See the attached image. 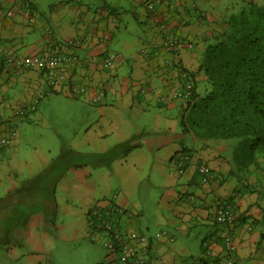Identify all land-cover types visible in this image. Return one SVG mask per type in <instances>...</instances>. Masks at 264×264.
<instances>
[{
  "label": "crops",
  "instance_id": "0c3cea01",
  "mask_svg": "<svg viewBox=\"0 0 264 264\" xmlns=\"http://www.w3.org/2000/svg\"><path fill=\"white\" fill-rule=\"evenodd\" d=\"M20 1L26 3L25 9L17 8ZM114 1L117 0H104L101 8L90 15L84 29H74L73 26V33L76 31L79 35L82 32L89 35L84 44L81 41L73 50L78 56L81 55L79 58L85 59H80L78 65L69 69V79L64 86L49 93L42 67L20 75L12 72L7 74L3 71L5 57L24 59L46 53L51 42L63 44L71 39L64 33L72 27V23H66L64 8L82 12L85 15L82 18H87L91 9L79 5L65 6L62 4L64 1L59 0L58 9L61 11H53L50 17L39 13L37 6L27 0H0V137H9L12 131L17 132L13 128V122H34L40 104L55 103L64 96L69 100L68 106L83 104L88 105V109L83 117L86 124L82 130L71 135L72 139L69 141H62V154L99 157V162L92 161L96 163L95 167L99 172H109L105 174L107 178L104 183L100 178V183L96 182L94 186L91 185V169L84 164L65 168L58 178L45 182L43 177L55 170L57 164H61L53 160L52 152L35 156L37 161L45 162L41 165L34 160L32 163L30 160L19 161L17 150H10L9 146L0 150V203L15 196L22 188H33L31 193L26 192V196L22 198L15 197L17 202L14 203L19 206L0 207V246L10 257L16 255L17 259L24 257V242H27L29 251L33 254L34 251H39L41 235L48 234L47 229L54 225H47L44 221L51 218L54 222L57 217L58 199L54 189L65 183V180L66 184L71 180L75 182L78 196L63 201L66 200L65 209L69 215L79 219L73 238L81 231L83 237L87 234V216L92 207L120 206L126 212V218L121 220L126 232H135L151 239L152 245L148 247L150 264H226L228 255L223 239L228 233L234 235L237 244L234 264H264V171L252 172L246 181L240 182L231 173V145L203 141L183 133L179 124L181 112L178 114V102H181V111L184 102L178 100L161 106L156 94L152 93L153 89L161 93L179 87V70L173 66V60L181 62L191 71L197 70L198 59L206 41L226 25V21L222 22L225 14L211 11L212 7L219 5L220 0H161L157 9L162 21H167L166 30L156 27L157 33L150 31L151 47L147 53L140 50L136 57L126 55L124 61L129 57L135 60L130 74L127 69L120 75L124 68L123 57L115 62V69L109 71L113 80L107 86V78L97 71L100 65L95 57L99 53L98 49L105 44L103 38L107 36L108 40L112 39L114 31H119L118 18L115 21L109 12L115 10L112 6ZM234 1L240 5L249 0ZM133 4L141 7L143 20H148L150 12L145 0H133ZM208 4L212 7H207ZM55 9L56 7L52 8ZM8 11H12L9 16ZM26 12L35 15L34 23H30ZM136 14L134 13L135 17ZM191 17L196 18L194 25ZM58 20L65 25L57 28ZM194 26L197 31L191 29ZM91 30L94 36L90 34ZM160 32L162 37L159 36ZM99 35L101 37L97 41L94 37ZM175 36L185 39V43H192L193 48H178L177 55L166 51L163 48L164 41ZM123 42L126 48L133 47L129 40ZM196 80L203 86L202 74L196 73ZM74 86L84 88L85 93L73 95L71 88ZM140 86L146 88L145 95L141 94ZM101 92L105 93L104 97L93 104L90 98ZM36 101V112L24 118L14 115L13 107ZM173 110L177 113L174 114ZM70 117L77 115L71 114ZM16 137L17 133L10 146ZM56 141L60 142L58 138ZM181 151L190 155V162L183 175L176 170V159L182 155ZM203 165L209 168L214 178L204 180L206 177L200 172ZM33 166L38 167V170L33 169ZM113 167L119 172L113 170ZM113 178L119 179V187L123 191L111 198L110 191L104 190L103 186L109 187L106 182ZM78 185L89 194L79 192ZM151 188L160 192L157 207L159 211L162 210L169 230L164 232L168 236L161 233L157 239L148 236L149 225H144L142 221L143 203L151 198ZM41 192H44V198H40ZM29 195L37 199V204L31 206L30 213L19 208V203H24ZM221 203L229 204L235 214L232 227L219 225L215 221L216 208ZM193 227L202 229L199 231L201 238L196 252L185 244H177L178 236H185ZM32 264L43 263L41 259H36Z\"/></svg>",
  "mask_w": 264,
  "mask_h": 264
},
{
  "label": "rangeland",
  "instance_id": "374dc122",
  "mask_svg": "<svg viewBox=\"0 0 264 264\" xmlns=\"http://www.w3.org/2000/svg\"><path fill=\"white\" fill-rule=\"evenodd\" d=\"M28 2H32L33 5H36L38 12L42 13L43 15L52 16L54 12L61 11V9H58L59 0H27ZM64 1L62 4L65 6L72 7V5H79L82 8L88 7L91 9V12L87 15V18H82L85 15L82 14V12H74V10H70V8H64L66 10L64 18H66V23H72L71 29L68 31H65V35L70 37V40L78 41L82 44L85 43V39L89 38V35L87 33H75L72 32L73 26L78 29H84V24L87 22L88 18H90V15H93L97 12L98 8H101V6L104 4V0H60ZM117 0L114 1V5H111L115 8V10H110L111 16L114 17V20L118 18L119 23V31H114V34L112 35V39H107L108 37L105 36L103 38L105 44L98 49V52L96 54V62L100 66L98 67V73H101L104 75V78H107V86L112 82L113 78L110 76V72L113 69H115V65L112 66L110 69H104L102 67V64L104 62L105 57L107 56H113L114 54H120L123 57V61L128 54H132V57H136V55H139V51L144 50L146 53L148 52L150 45V31L153 32V34L157 33L156 29V23L153 20V17L151 14H148V20L144 21L143 17L141 16V7H135L133 4V0ZM83 4V5H82ZM262 5H264V0H262ZM56 7L55 10H52V8ZM207 7H212L210 4L206 5ZM112 7V8H113ZM243 7L242 4H237V1L234 0H220L219 5H217L215 8L212 7V12L215 10L217 12H221L225 14V18L222 19V22L229 20L230 16L239 13L241 8ZM113 8V9H114ZM214 8V9H213ZM109 9H107L108 11ZM54 11V12H53ZM134 13H137L136 17L134 16ZM80 14H82L80 16ZM212 15V13H211ZM216 15V13H215ZM214 15V16H215ZM68 19V20H67ZM116 21V20H115ZM196 22L195 17H191V23L194 25ZM64 22L61 20H58L56 22V27L63 26ZM65 25V24H64ZM52 28V26H50ZM50 27H48L51 31H53ZM194 31H197V29L192 27ZM49 31L50 33H52ZM79 31V30H78ZM155 32V33H154ZM161 33V32H160ZM90 34H92V30L90 31ZM159 36L162 37V33L159 34ZM101 37L95 36L94 38L98 41V39ZM91 38V37H90ZM93 38V37H92ZM107 39V40H105ZM129 40L133 47L132 48H126L124 44V40ZM161 40V39H160ZM107 41V42H106ZM143 48V49H142ZM81 57V55L79 54ZM81 60H84L85 57L80 58ZM131 59V60H130ZM133 58H128L124 61L123 65L124 68L121 69L120 75L127 71L128 74L131 72V68L134 63ZM120 66V67H122ZM106 87V85H105ZM140 89L141 86H140ZM66 97H60L59 101L55 103H44L40 104V109L36 113L35 121L34 122H28L25 121L24 123H15L13 122V128H16L17 130V137L13 141L12 146L9 145L10 150H17L18 154V160H30L36 161L41 165H44V161H37L35 156H40V154H49L53 153V160L55 162L59 161L61 164H57L55 166V170L50 171L46 177L44 178L45 182H49V180H55L58 178V176L62 173L61 170H65V168L72 167V166H81V165H89L91 172H92V180L91 185L95 186V183H100V178L102 180V183L106 181L107 176H105L106 173L109 172H99L98 168L95 167L96 163H93L92 161H100L99 157H94L92 155H86L82 156L76 153L72 154H62V151L64 148V145L62 144L63 140L69 141L71 138V135H75V133H79L82 128L85 126L86 121L84 116H86L85 112L88 109V105H81L77 104L74 107L68 106V102ZM180 101V100H179ZM48 105H50L48 107ZM178 114L181 112V102H178ZM174 114L177 113L176 110H173ZM44 114V117H43ZM71 114L77 115V117H70ZM59 139L60 142H57L56 139ZM236 140H233L235 142ZM72 141L70 142V144ZM15 144V146H14ZM66 150L67 147H66ZM91 162V163H90ZM68 164V165H65ZM36 168L38 170V167L33 166V169ZM105 169H107L105 167ZM113 170L117 171L114 167ZM38 172V171H37ZM70 173V172H68ZM67 173V174H68ZM177 173V172H176ZM48 178V179H47ZM95 181V182H94ZM7 184V183H6ZM62 184V185H61ZM57 186V189H54L56 191L55 196L57 200V217L52 222L51 218L47 221L43 220L47 225L53 223L54 225L51 226V229L48 230V234L41 235V249L39 251H34V254L29 251V246H27V242H24V249L22 254H24V257H19L17 259V256L10 257L9 254L4 251V249L0 246V264H32V262H36V259H41V262L43 264H106L107 261V254L108 249L104 246L105 243V236H101L97 241L90 240L86 235L83 237V232L77 234V237H74V234L76 233V227L78 226L79 219L78 217H75L74 215H69L68 210L65 209L66 206V200L69 199V197L75 198L78 196V191L75 189V182L69 181L68 184L61 183ZM106 184H109V187L103 186V189H108L111 194V198L114 196H118L120 192L123 191L119 186L120 181L119 179L113 178L110 180H107ZM77 185V183H76ZM104 185V184H103ZM81 185H78L79 192H85L87 195L89 194L88 191L85 190V188L80 187ZM77 188V187H76ZM33 188L26 189L22 188L20 191L15 194V196L8 197L5 201H2L0 203V207H7L11 205L19 206L18 203L15 200V197L22 198L26 196V192L31 193ZM98 190H96L97 192ZM152 196L151 198H147L144 201V212L142 221H144V225L148 224L149 231L147 234H150L148 236H154V238H158V235H160L162 232H169V230L166 228L165 220L163 217V213L158 210L157 203H158V197L160 196V192L158 193L153 188H151ZM44 192H41L39 194L40 198L43 197ZM130 198V197H129ZM134 198V197H133ZM131 198V199H133ZM36 197L29 195L24 199V203H19L22 211H26L28 213L31 212V206H33L34 203H36ZM31 202V203H30ZM14 203V204H13ZM37 204V203H36ZM35 206V205H34ZM35 208V207H34ZM48 213V211H44ZM27 214V213H26ZM48 215V214H45ZM18 220V219H17ZM19 221V220H18ZM146 223V224H145ZM158 223V225L156 224ZM50 228V227H49ZM87 230V227H86ZM202 231L201 228L193 227L190 228L188 234L178 236L179 245L185 244L189 248H192L193 251H198L199 242H200V232ZM157 234V235H155ZM46 236V237H45ZM18 244V243H16ZM19 248V246L17 245ZM22 251V250H20ZM33 254V256H32ZM14 256V255H13ZM13 258V259H12ZM102 260V261H101ZM105 262H104V261ZM104 262V263H102Z\"/></svg>",
  "mask_w": 264,
  "mask_h": 264
},
{
  "label": "trees",
  "instance_id": "16d2710c",
  "mask_svg": "<svg viewBox=\"0 0 264 264\" xmlns=\"http://www.w3.org/2000/svg\"><path fill=\"white\" fill-rule=\"evenodd\" d=\"M242 5L224 29L206 41L195 72L173 60L177 70L189 73L193 84L179 117L183 133L229 143L231 173L240 182L252 172L264 171V5L259 0ZM162 24L166 30L167 21ZM175 38L178 45L170 53L177 55L178 48L188 43ZM196 73L202 74L203 86Z\"/></svg>",
  "mask_w": 264,
  "mask_h": 264
},
{
  "label": "built area",
  "instance_id": "2783aa9c",
  "mask_svg": "<svg viewBox=\"0 0 264 264\" xmlns=\"http://www.w3.org/2000/svg\"><path fill=\"white\" fill-rule=\"evenodd\" d=\"M161 0H145L146 7L153 17L156 25H159L161 30L165 29L162 24V19L158 15L157 4ZM26 3L20 1L19 9H25ZM8 16L12 11L7 12ZM27 13V12H26ZM30 23L36 21L35 15L27 13ZM80 43L75 40H68L63 44H56L51 42L47 46L46 53L34 55L24 59H16L13 57H5L3 71L7 74L9 72L15 75H20L25 70L42 67L45 71L46 82L49 93L64 86L69 79L68 71L80 63L79 56L73 51ZM176 45L177 40L174 37H168L164 43L163 48L166 51H171ZM193 44H187L189 49L193 48ZM143 53H146L142 50ZM2 51H0V54ZM122 59L120 54L107 56L103 62V68L110 69ZM192 79L189 73L185 70H179V87L170 92L157 93L155 89L152 93L156 94L158 104L167 106L170 103L178 100L186 101L190 98L192 90ZM73 95H82L85 89L74 86L71 88ZM142 95L147 93L146 88L140 91ZM104 92L90 98L93 104L98 103L104 97ZM38 102L29 105H19L13 107V113L17 117H27L31 113L37 111ZM16 132L12 131L9 137H0V148L7 147L15 138ZM190 162L189 154H182L176 159V170L179 174H183L187 163ZM200 172L206 177L205 181L212 179L214 175L205 165L200 167ZM122 216V217H120ZM125 210L120 206H112L105 208L92 207L87 216V237L92 241H97L101 236H105L104 246L108 249L106 264H150L148 258V247L152 245L150 238L142 236L135 232L127 233L122 227L121 220L126 218ZM215 219L219 225L232 227L235 223V214L231 207L226 204H219L216 208ZM162 235H167L162 232ZM168 236V235H167ZM160 237V235H159ZM140 245H143L140 247ZM223 246L227 252L228 258L226 264H234V257L237 251V244L232 233H228L223 239ZM147 250V251H146ZM146 253V254H144Z\"/></svg>",
  "mask_w": 264,
  "mask_h": 264
},
{
  "label": "clouds",
  "instance_id": "9594fccd",
  "mask_svg": "<svg viewBox=\"0 0 264 264\" xmlns=\"http://www.w3.org/2000/svg\"><path fill=\"white\" fill-rule=\"evenodd\" d=\"M86 235V234H85ZM87 236V235H86Z\"/></svg>",
  "mask_w": 264,
  "mask_h": 264
}]
</instances>
